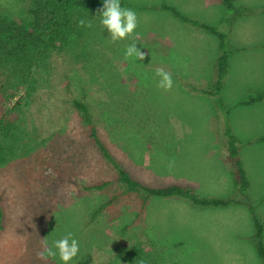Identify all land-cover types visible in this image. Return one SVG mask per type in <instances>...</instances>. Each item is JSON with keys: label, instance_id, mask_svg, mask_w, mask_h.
<instances>
[{"label": "rangeland", "instance_id": "obj_1", "mask_svg": "<svg viewBox=\"0 0 264 264\" xmlns=\"http://www.w3.org/2000/svg\"><path fill=\"white\" fill-rule=\"evenodd\" d=\"M125 1L154 8L127 7L137 14V27L125 39L111 40L101 9L69 6L72 28L53 33L52 48L31 76L0 77L1 85L11 83L24 95L13 108L15 98L0 94V264H63L58 255L40 260L37 253L42 238L51 244L68 233L79 242L68 264H262L248 206L264 227V140L256 139L264 133V99L240 102L264 87V0H233V14L220 0ZM161 3L227 34L221 97L243 141L239 158L249 180L243 197L231 193L223 118L212 98L189 87L211 82L217 37L156 9ZM32 5L0 0V29ZM242 8L253 10L239 14ZM81 19L92 27L79 26ZM131 44L145 53L143 60L125 59ZM158 68L171 73V90L158 86ZM72 98L86 102L99 137L139 181L189 185L246 204L199 208L176 197L142 204L141 194L124 191ZM97 182L106 185L88 188Z\"/></svg>", "mask_w": 264, "mask_h": 264}, {"label": "trees", "instance_id": "obj_2", "mask_svg": "<svg viewBox=\"0 0 264 264\" xmlns=\"http://www.w3.org/2000/svg\"><path fill=\"white\" fill-rule=\"evenodd\" d=\"M122 7H131L141 10L154 9L148 8L145 5L133 4L131 2L120 0ZM223 8L228 13H234L233 0H220ZM32 7H30L24 14L18 19L10 21L0 29V41L4 43V46L0 48V66L3 67L0 70L1 76H11L19 81H25L37 69L35 63L44 57L47 50L52 48L51 41L53 40L54 32H58L60 29H71L73 14L69 13V6H73L78 9H84L86 11H94L103 8L104 1L95 0H32ZM158 10L167 11L172 14L182 23L200 28L203 31L209 32L217 37V57L215 59L213 75L211 82L207 87H194L189 85L191 89L197 92L207 95L212 98L216 105L218 112L223 118V131H222V143L227 152L230 161L232 162L231 172V193L239 194L241 197L246 195V190L249 185V180L246 176L245 169L239 158V146L243 143L234 132L231 130L227 121V108L223 104L221 97V87L223 79L225 77L227 64L229 61L228 46L226 45L227 34L221 31L217 26L210 25L201 20L190 18L181 12L177 11L172 5L167 3H161L156 7ZM253 9L242 8L238 11L239 14L251 13ZM52 22V23H51ZM51 26L56 27L55 31H51ZM8 45V47L6 46ZM10 45V46H9ZM237 49V48H236ZM232 49V50H236ZM242 49V48H241ZM32 50L33 54H25L27 51ZM29 53V52H28ZM23 59V60H22ZM22 60V62H21ZM20 64L18 69L12 68L10 65ZM31 63L26 67L22 64ZM15 72V74H13ZM28 91V87H25ZM18 87L7 83L6 85L0 84V94L6 98V100L14 99V104L21 102L22 96H17ZM17 96V97H16ZM264 99V87L257 91L255 95H250L246 100L240 103H252ZM71 105L80 115L83 123L88 129V136L92 140L93 144L105 160L112 165L116 170L117 179L124 186V191L129 193L141 194L142 204L149 197L168 198L176 197L187 201L191 206L195 207H220L227 206L229 204H246V201L240 197L233 198L232 196H218V195H203L197 193L189 185L180 184H165L159 186H151L144 184L120 164L111 152L108 150L102 139L99 137L97 129L94 125L91 113L88 109V105L81 99L72 98L70 100ZM256 139L264 140V133L260 134ZM0 151H2L0 147ZM106 185V182L93 183L88 186L89 189H101ZM100 208V207H99ZM254 232L251 239L254 242L257 256L262 264H264V241L263 231L264 227L258 216L253 210L252 206H248ZM3 210L0 203V229L2 228Z\"/></svg>", "mask_w": 264, "mask_h": 264}, {"label": "clouds", "instance_id": "obj_3", "mask_svg": "<svg viewBox=\"0 0 264 264\" xmlns=\"http://www.w3.org/2000/svg\"><path fill=\"white\" fill-rule=\"evenodd\" d=\"M101 11V24L108 30L113 42L125 39L131 35L137 27V14L131 8L121 6L120 0H104ZM81 27H92L91 21H78ZM136 57L140 60L145 58V53L137 48L136 44L128 45L125 52V59ZM156 75L160 77L159 87L165 91L171 90L173 80L171 73L163 68L156 70ZM42 250L37 253V258L47 260L55 258L57 255L63 264H68L79 252V242L73 238L72 233L66 234L63 238L49 243L47 238H42Z\"/></svg>", "mask_w": 264, "mask_h": 264}, {"label": "crops", "instance_id": "obj_4", "mask_svg": "<svg viewBox=\"0 0 264 264\" xmlns=\"http://www.w3.org/2000/svg\"><path fill=\"white\" fill-rule=\"evenodd\" d=\"M168 54H170V53H168ZM223 81H224V79H223ZM223 85V84H222ZM222 88V87H221ZM221 93V92H220ZM227 121H228V118H227ZM228 125L230 126V124H229V122H228ZM230 128H231V126H230ZM231 130H232V128H231ZM222 131H223V128H222ZM233 131V130H232ZM235 134V133H234ZM236 135V134H235Z\"/></svg>", "mask_w": 264, "mask_h": 264}]
</instances>
